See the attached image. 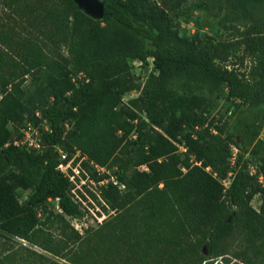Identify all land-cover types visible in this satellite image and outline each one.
Here are the masks:
<instances>
[{
	"label": "trees",
	"instance_id": "16d2710c",
	"mask_svg": "<svg viewBox=\"0 0 264 264\" xmlns=\"http://www.w3.org/2000/svg\"><path fill=\"white\" fill-rule=\"evenodd\" d=\"M101 1L100 19L72 0L3 1L11 11L0 20V230L70 264H197L222 254L219 241L234 231L249 245L264 241V136L256 129L264 0H202L230 27L213 40L179 34L151 0ZM133 60L150 66L138 85ZM220 85L229 113L213 127L207 116ZM24 118L38 127V150L11 142L18 130L7 124ZM75 151L89 179H107L99 196L114 211L90 239L65 219L82 212L55 168ZM15 187L28 189L22 201ZM54 198L60 211L44 220L60 222L59 236L37 226Z\"/></svg>",
	"mask_w": 264,
	"mask_h": 264
},
{
	"label": "rangeland",
	"instance_id": "374dc122",
	"mask_svg": "<svg viewBox=\"0 0 264 264\" xmlns=\"http://www.w3.org/2000/svg\"><path fill=\"white\" fill-rule=\"evenodd\" d=\"M3 1L4 0H0V20H3V18L7 17V14L11 11L4 5ZM151 1L168 12L173 27L177 29L178 33L181 35L189 37L195 36L200 39L208 38L213 40L219 38L222 34L227 36L230 33L229 26H227V28H222V23L224 22L220 18L222 12L218 11L216 8H207L203 4L202 0ZM20 4L21 2H18L17 5ZM225 23L227 22L225 21ZM61 52L65 53L64 48L61 49ZM232 60L235 61L234 59ZM236 62L238 63L237 60ZM246 65H248V60L244 58L242 66H239L238 69H246ZM130 66L132 73L136 77L135 83L138 85L149 73V63H147V65H142L139 61L133 60L130 61ZM27 80L28 76H26L23 82L26 83ZM216 92L220 96L218 97V104L207 116V121L210 122V126L214 127L215 125H218V127H221L224 118L229 113V110L226 108L228 106V101L223 98V86L220 85ZM137 93L138 89L135 86L134 89L129 90L122 95V100L126 101L128 97L135 96ZM259 109L262 111V113L256 120V129L258 131V137H262L264 136V104H261ZM27 122L28 121L24 118L19 123H15L13 125L7 124V126L10 128H17L19 131V129L26 125ZM222 134H224V132ZM178 150L182 151V147L179 144ZM77 157L78 158L74 163L75 165L78 164L81 159V156ZM74 164H71V167ZM86 176L87 172L85 171L84 177ZM84 177V184H82L81 187V191L85 197V201L83 202L87 207L92 208V213L98 217L102 215L101 219L100 221L97 220L89 210H81L82 213L80 215L75 217L65 216V219L69 225L76 229L82 237L87 235L89 236L87 239H90L92 238L90 236H92L98 229L99 224H101L102 221L112 217L114 211L109 209L108 206L98 198V186L92 184ZM158 188L163 189V185L159 183ZM14 193L17 196L18 201H22L26 197L28 189L15 187ZM259 203L260 195L255 194L250 200V205L254 209H257ZM49 209L60 211L55 207V202L51 201L47 209L43 213L38 214L39 222L41 223H38L37 226L40 227L45 234L59 236L61 227L60 222H57L52 215H49L48 219L44 220ZM67 230L69 231L68 228ZM218 247L221 249L222 254L208 257L201 260L197 264H264V241L260 243L257 240L254 245H249L246 243L239 231H234L232 235L219 241ZM202 248L203 245H200L197 248V251L201 252ZM201 253H205V250ZM40 255H44L48 259L60 262L62 264H70L69 262L39 248L36 245L0 230V264H42L43 259Z\"/></svg>",
	"mask_w": 264,
	"mask_h": 264
},
{
	"label": "built area",
	"instance_id": "2783aa9c",
	"mask_svg": "<svg viewBox=\"0 0 264 264\" xmlns=\"http://www.w3.org/2000/svg\"><path fill=\"white\" fill-rule=\"evenodd\" d=\"M0 97H1V92H0ZM11 142L15 145L21 146V147L26 148V149L38 150L40 148L38 127L36 125H34L32 122L28 121L26 123V125H24L23 127H21L19 129L17 134L12 136ZM183 149L184 148L182 147V150ZM231 149H232V154H231L232 156L229 157V160H230V162H233V155H234L236 148L234 146H231ZM58 155H59V158L61 160L64 159L66 156V154L60 149L58 150ZM77 156H79V152L75 151L74 155L69 158L70 160L67 159L65 162H62V161L59 162L55 166V168L58 169L67 178V180L70 182V187H69V191H68L70 198L75 203H77L79 205V208L81 210L91 211V214H93L95 216V218L100 221L102 215L98 217L97 215L92 213V208L87 207L83 202V201H85V197L81 191V187H82V184H84L83 183V177L85 176V171L81 170L79 163L76 165L74 164L76 162V161L74 162V159ZM81 159H82V157H81ZM71 164H74V165L71 167ZM142 167H144V166H141V168ZM93 168L95 169L96 172H99V173H102L104 171L109 173L108 170H105L103 167L98 166L96 164H93ZM206 169H207V167H206ZM81 171L84 174V176L81 175ZM255 172H256L255 165L253 163H249L248 173L253 174ZM228 175H230V172L228 173ZM84 178L87 179L92 184L97 185V186L103 185L107 180L106 178H101L95 182V181L89 179L88 175ZM257 178H258V181L261 182L262 177L260 174L257 175ZM109 179L112 180L113 183L117 182L112 175H109ZM228 182H229V178H225L222 180V184L224 186H227ZM118 187L121 188V187H123V185L119 184ZM98 198L101 199L99 196V191H98ZM48 200H51V199L48 198ZM53 201L55 202V207L58 209L57 198H54Z\"/></svg>",
	"mask_w": 264,
	"mask_h": 264
},
{
	"label": "water",
	"instance_id": "95a60500",
	"mask_svg": "<svg viewBox=\"0 0 264 264\" xmlns=\"http://www.w3.org/2000/svg\"><path fill=\"white\" fill-rule=\"evenodd\" d=\"M75 6L93 19H100L103 13L101 0H72Z\"/></svg>",
	"mask_w": 264,
	"mask_h": 264
}]
</instances>
